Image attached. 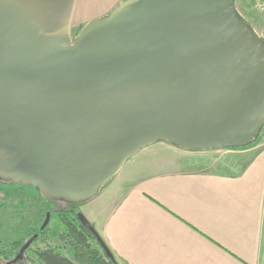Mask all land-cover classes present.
I'll list each match as a JSON object with an SVG mask.
<instances>
[{"label": "water", "instance_id": "obj_1", "mask_svg": "<svg viewBox=\"0 0 264 264\" xmlns=\"http://www.w3.org/2000/svg\"><path fill=\"white\" fill-rule=\"evenodd\" d=\"M76 1L0 0V179L81 203L157 142L208 151L260 135L264 38L236 0H121L72 39Z\"/></svg>", "mask_w": 264, "mask_h": 264}, {"label": "crops", "instance_id": "obj_2", "mask_svg": "<svg viewBox=\"0 0 264 264\" xmlns=\"http://www.w3.org/2000/svg\"><path fill=\"white\" fill-rule=\"evenodd\" d=\"M96 1L106 5L91 18L121 0ZM262 133L243 148L147 146L84 203L86 217L120 264H264ZM218 151L239 157L234 171L199 166Z\"/></svg>", "mask_w": 264, "mask_h": 264}, {"label": "rangeland", "instance_id": "obj_3", "mask_svg": "<svg viewBox=\"0 0 264 264\" xmlns=\"http://www.w3.org/2000/svg\"><path fill=\"white\" fill-rule=\"evenodd\" d=\"M90 1L80 0L76 8L74 23L71 25L72 39L76 37L79 29L82 27L78 26L76 22L85 20L88 22L92 19L91 17L94 14L101 12L106 5L105 2H98L96 0L92 2ZM236 4L240 13L250 22L254 30L264 38V16L257 12H251L246 6L245 0H236ZM261 132L264 133V127ZM207 154L209 153H205V157L199 161V166L201 165V167L218 171H234V169H236L235 165L239 162V157L233 153H223V151H218L211 156ZM33 188L35 187L20 183L9 184V186L4 187V190L0 191V200L3 201V205L0 207V246H6L12 242L26 240L32 231L31 228L41 220V197L39 189H36L34 195L32 194L31 189ZM87 210V206L85 207V204H82L81 212L85 216ZM45 237V240H40L35 243L33 248H45L49 243L53 242L51 239V232L46 233ZM29 254L33 255L32 252ZM3 263L4 262L0 260V264Z\"/></svg>", "mask_w": 264, "mask_h": 264}, {"label": "trees", "instance_id": "obj_4", "mask_svg": "<svg viewBox=\"0 0 264 264\" xmlns=\"http://www.w3.org/2000/svg\"><path fill=\"white\" fill-rule=\"evenodd\" d=\"M112 179L102 186L101 189L107 186ZM86 202H81L80 204L82 205ZM56 219L58 223L50 231L53 242L49 243L45 248L34 250L38 264H120L113 253V258L107 256L96 237L77 218H74L69 211H58ZM37 231H39L38 227H34L29 235ZM44 232L45 234L48 233L46 230L40 231L41 235L37 242L45 240ZM23 242L24 240H21L9 244L6 250H3V258H9L8 254L10 253L13 255Z\"/></svg>", "mask_w": 264, "mask_h": 264}, {"label": "flooded vegetation", "instance_id": "obj_5", "mask_svg": "<svg viewBox=\"0 0 264 264\" xmlns=\"http://www.w3.org/2000/svg\"><path fill=\"white\" fill-rule=\"evenodd\" d=\"M20 183L25 184L23 182L16 183L12 180L8 181V180L0 179V191L4 190V187L9 186V184L12 185V184H20ZM25 185H27V186L30 185L32 187H35V188L31 189V192L33 195L36 193V189H39L38 186H36V185H32V184H25ZM39 193H40V191H39ZM40 197H41V200L39 198H37V199H39L40 203H41L42 217H41V220L35 226H33L31 228V230H32L34 227L35 228L38 227L39 231L34 232L33 234L29 235L28 238L26 240H24L23 244L33 235L38 234V236L34 240L32 245L24 252L23 257L21 259H19L17 262H15L14 264H38L39 263L35 257V253H34L35 249L33 248V245L37 242L39 236L41 235L40 231L43 232L46 230V232L49 233L52 228L56 227V225L58 223V220L56 219V215H57L58 211L67 210V211H69V213L74 218H77L79 220L78 213L81 212V204L80 203H66L63 201L45 198L41 195V193H40ZM14 200H15V198H14ZM0 202H1L0 207H2L3 201L0 200ZM47 216H49V222L45 226V228L41 229V226L45 222ZM44 234H45V232H44ZM23 244L20 245V247H18V249L15 250L13 255L11 253L8 254L9 258H7V259L3 258L4 254H2V253H3V250H6V247L9 244L6 246H0V260L4 262L3 264H7V263L11 262L19 254V251H20L21 247L23 246ZM30 252H32L33 255H30L29 254ZM5 255H7V254H5Z\"/></svg>", "mask_w": 264, "mask_h": 264}, {"label": "built area", "instance_id": "obj_6", "mask_svg": "<svg viewBox=\"0 0 264 264\" xmlns=\"http://www.w3.org/2000/svg\"><path fill=\"white\" fill-rule=\"evenodd\" d=\"M245 3L251 12H257L264 16V0H245Z\"/></svg>", "mask_w": 264, "mask_h": 264}]
</instances>
